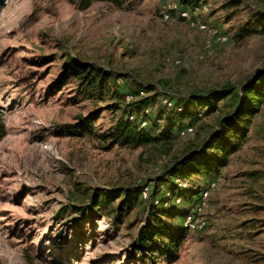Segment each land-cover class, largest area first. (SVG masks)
I'll return each instance as SVG.
<instances>
[{
    "label": "rangeland",
    "instance_id": "obj_1",
    "mask_svg": "<svg viewBox=\"0 0 264 264\" xmlns=\"http://www.w3.org/2000/svg\"><path fill=\"white\" fill-rule=\"evenodd\" d=\"M232 1L198 0L206 11L197 18L225 33L224 43L174 16L163 19L161 11L178 0H130L121 6L97 1L85 9H78L77 0L3 1L0 264H24L25 253L39 251L55 264H148L129 253L144 218L142 205L120 226L107 217H82L65 228L61 223L75 216L68 204L83 203L93 187L152 180L186 146L205 137L218 110L200 113L192 125L182 120L191 133L168 146L105 149L95 136L60 135L56 128L101 106L94 124L99 132L106 130L118 114L104 107L111 99H74L73 83L51 94L48 85L68 53L80 63L125 74L141 84L163 85L174 94L236 87L264 70L263 25H258L263 28L260 33L241 41L231 38L237 25L264 13V0ZM229 2L234 7L229 8ZM174 58L179 65L173 64ZM252 120L264 126V101ZM248 136L212 177L189 176L194 187L215 182L204 210L205 227L188 231L176 260L158 264H264V178L251 182L244 174L264 170V140ZM196 199V194L181 198L178 209L191 210ZM63 207L67 208L60 211Z\"/></svg>",
    "mask_w": 264,
    "mask_h": 264
},
{
    "label": "trees",
    "instance_id": "obj_2",
    "mask_svg": "<svg viewBox=\"0 0 264 264\" xmlns=\"http://www.w3.org/2000/svg\"><path fill=\"white\" fill-rule=\"evenodd\" d=\"M3 1L0 0V5ZM97 1L115 6L130 2L77 0V7L85 9ZM232 2L236 3L235 0ZM177 4L189 8L202 5L198 0H178ZM233 5L230 2L227 4L229 8ZM262 23L264 13H255L253 21H245L233 29L232 40L241 41L253 33H260L263 28H258V25L264 26ZM128 79L125 74L108 71L87 62L80 63L65 53L58 73L49 82L48 93L58 92L73 83L74 99L80 97L92 102L111 99L112 102L104 107L118 114L106 130L99 132L94 123L103 107L96 106L85 115L77 114L71 122L59 125L57 133L75 137L95 136L104 143L105 149L113 145L145 148L170 145L174 138L179 137L177 130L187 126L181 121L187 120L192 125L200 113L207 115L218 110L215 125L205 137L190 143L179 156L163 165L152 180L127 186L91 188L83 203L68 204L71 207L70 213L75 216L62 222L61 226L69 228L78 224L82 217H107L111 224L120 226L133 208L142 205L144 218L136 227L129 244V253L148 264L171 263L178 258L180 246L190 231L179 220L180 216L189 212L182 213L178 209L181 198L197 195L206 186L190 185L187 180L189 176L201 174L212 177L249 134L264 140V126L259 127L252 122L264 101V70L256 71L236 87L228 86L206 93L189 92L186 95L171 93L163 85L141 84L131 77ZM126 94L131 95V100H125ZM162 99L169 101V105L162 103ZM4 134L5 126L0 113V139ZM244 174L251 178V182L264 178V170L261 169L244 171ZM144 187H147V195L142 199L141 191ZM161 189L164 191L161 192ZM61 231L59 228L55 234L60 236ZM24 264L55 263L39 251L25 253Z\"/></svg>",
    "mask_w": 264,
    "mask_h": 264
},
{
    "label": "built area",
    "instance_id": "obj_3",
    "mask_svg": "<svg viewBox=\"0 0 264 264\" xmlns=\"http://www.w3.org/2000/svg\"><path fill=\"white\" fill-rule=\"evenodd\" d=\"M206 11V6L204 4L200 6H196L193 8L189 7H182L178 5L176 2H171L166 6V9L161 11V17L163 19L169 18L171 14L175 18L184 20L188 22L190 25L194 26L199 31H207L211 35V38L216 43H224L227 39L226 35L223 33H220L215 28L208 27L205 22L198 19V15L201 13H204ZM211 45L210 41L205 42V46L209 47ZM173 64L179 65L180 60L178 58H174L172 60ZM131 95L126 94L125 100L129 101L131 100ZM162 103H165L166 105H169V101L166 99L161 100ZM143 124V122H142ZM192 128L190 126H184L177 130V136L182 137L188 133H191ZM215 183L214 181H209L207 185L202 188L198 194L196 203L193 206L191 210H189L188 213H186L181 223L182 225L186 226L190 231L202 229L205 227V217H204V210L207 206L209 191L214 187ZM147 195V187H144L141 191V198L145 199Z\"/></svg>",
    "mask_w": 264,
    "mask_h": 264
}]
</instances>
